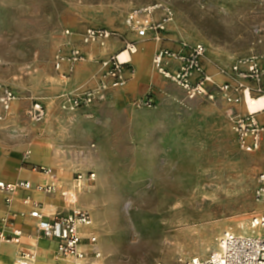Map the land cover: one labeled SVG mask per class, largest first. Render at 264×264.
<instances>
[{
    "label": "rangeland",
    "instance_id": "rangeland-1",
    "mask_svg": "<svg viewBox=\"0 0 264 264\" xmlns=\"http://www.w3.org/2000/svg\"><path fill=\"white\" fill-rule=\"evenodd\" d=\"M155 3L173 11L171 24L185 41L201 42L206 53L215 50L221 58L233 55L223 68L259 53L264 43V0H0V84L19 96L3 121L31 97L42 100L48 111L55 101L65 110L66 95L54 93L57 80H68L62 74L67 62L55 68L63 43L80 39L88 27L110 30L114 18ZM137 54L131 55L134 64ZM167 91L175 98L160 109L146 107L147 114L132 103L126 113L120 107L101 113L65 110L84 127L75 131L73 145L54 155L61 168L48 167L58 185H63L60 169L68 162L70 181L77 172L96 173L92 187L85 189L91 197L76 204L93 217L87 231L97 243L86 246L88 257L95 258L92 251H97L103 264H182L186 257L206 258L223 231L242 233L236 230L245 224L251 232L252 215L263 209L253 198L264 169L259 168L263 147L242 151L234 130V108L247 112L243 92L239 101L219 102L186 99L175 86ZM44 92L52 95L43 97ZM207 243L210 249L198 254Z\"/></svg>",
    "mask_w": 264,
    "mask_h": 264
},
{
    "label": "built area",
    "instance_id": "built-area-1",
    "mask_svg": "<svg viewBox=\"0 0 264 264\" xmlns=\"http://www.w3.org/2000/svg\"><path fill=\"white\" fill-rule=\"evenodd\" d=\"M157 13L160 15L156 16ZM173 11L162 4L155 3L134 7L127 15L126 22L129 29L138 37H150L162 42L163 33L173 22ZM72 30L67 29L66 34L71 35ZM112 32L105 27H88L81 35L83 44L103 43ZM138 50L134 40H127L124 46L117 53L109 55L101 60L102 73L95 85L80 87L73 93L63 98V108L69 111L84 112L93 101L102 97L104 92L110 88L123 87L129 76L134 72L131 55ZM126 52L128 58L120 59V54ZM206 53V46L201 42L184 41L177 50H170L160 46L153 56L152 62L156 71L168 80L170 84L180 89L186 99L204 98L216 100L221 95L225 100L232 101L228 97L230 84L228 81L217 83L214 76L205 71L202 60ZM86 54L76 44L70 43L69 48L63 50L56 56L55 68L59 70L65 61L68 68L62 74L69 77L73 71V64L86 60ZM220 74H232L239 78L236 88L250 94H264V54L253 53L239 58L229 68L221 67ZM246 80L255 82L251 87ZM260 96V95H259ZM15 91L4 84H0V120L12 110L13 104L18 100ZM241 98L236 97L235 101ZM133 107H154L156 101L153 93L132 102ZM262 112L243 113L234 121V130L238 147L244 152H254L262 147L264 137V123L257 115ZM47 114V106L38 99L29 98L26 115L30 122H42ZM32 170L42 174H52L54 181L45 184L34 185L29 180H18L6 182L0 180V193L14 194L19 190H31L34 186L39 192L54 194L57 191L65 198L69 209L67 211H56L49 214L41 212L40 206L30 196L25 198V203L31 205L30 217L36 221L38 233L45 239L55 241V253L59 257L74 256L81 259L88 254L89 250L82 246L93 247L97 243V237L87 230L92 226L93 217L86 208L76 204V196L68 189L57 184L56 176L51 168L34 165ZM75 180L82 182V187L91 188L96 180L95 172H77ZM253 198L263 208L256 212L250 219L252 234H238L231 230H225L218 238L217 248L208 257H186L182 264H264V169L260 171L256 179V186L253 191ZM1 221L8 224L10 231L0 230V239L13 243L18 247V256L13 264H36L37 252L27 249L22 245L23 230L16 226L8 216L1 217ZM93 254H97L94 250ZM54 264H69L66 262H55Z\"/></svg>",
    "mask_w": 264,
    "mask_h": 264
},
{
    "label": "crops",
    "instance_id": "crops-1",
    "mask_svg": "<svg viewBox=\"0 0 264 264\" xmlns=\"http://www.w3.org/2000/svg\"><path fill=\"white\" fill-rule=\"evenodd\" d=\"M158 15L160 13L156 14V16ZM108 27L112 35L103 43L83 44L80 39L76 38L63 43V50L69 48L70 43L76 44L86 54L87 58L73 64V71L66 82H60L56 79L54 93L58 96H64L73 93L80 87L95 85L103 70L101 60L121 50L125 41L134 40L137 43L138 54L136 64L132 62L133 74L129 76L123 87L110 88L105 91L103 96L93 101L86 111L101 113L120 107L123 108V113H126L124 111L126 107H130L129 105L133 101L149 92L153 93V98L156 101V105L153 107L155 109L163 107L168 99H174L175 97L167 91L169 86H174L154 69L152 59L160 46L177 50L185 41L183 32L176 25L171 24L163 33L164 39L162 42H157L150 37L141 38L127 26L125 14L114 18ZM79 29H82V27L79 26ZM258 50L259 53L264 54V43ZM234 59L233 55L221 58L215 50L208 49L202 60L203 68L214 76L217 83L229 82L228 97L232 98L240 96L241 90L235 87L239 82V78L232 74L222 75L219 69L222 64L228 65ZM64 68L67 69L68 64H65ZM246 83L251 87L256 85L255 82L249 80H246ZM41 95L47 98L52 94L44 92ZM216 100L222 102L225 99L219 95ZM27 106L28 101L22 100L16 106V110L12 115L0 122V180L6 182L29 180L34 185L45 184L54 181L52 176L35 172L32 170V166L41 165V162H45L61 168L59 164L61 160L56 159L54 155L69 147V145H73L75 131H79L84 125L78 119H74L71 113L62 110L58 101L50 102L46 118L39 123L29 121L25 112ZM145 108H143L144 111L140 112L141 114L149 113ZM261 111L257 117L264 123V109ZM242 112L240 107L234 108L233 116H240L243 114ZM262 147L264 154V137ZM84 150L87 153L89 152L88 147H85ZM50 155L53 160L47 161ZM65 165V168H67L71 165V162ZM262 167H264V155L259 165V168ZM65 168L62 169L66 170ZM61 181V184H63V180ZM63 185L60 186L63 187ZM27 196H30L40 206L41 212L44 214L69 209V204L59 191L54 194H46L39 192L34 186L31 190H19L14 194L0 193V230L6 233L10 231L8 224L1 221L2 216H8L16 226L23 230L22 245L37 252L39 260L36 261V264H54L57 261H65V258L56 256L55 241L45 239L38 233L36 221L29 215L32 207L24 201ZM84 247L86 249V246H82V248ZM17 256L18 247L13 243L0 239V264H9L12 260L11 264H13Z\"/></svg>",
    "mask_w": 264,
    "mask_h": 264
},
{
    "label": "bare ground",
    "instance_id": "bare-ground-1",
    "mask_svg": "<svg viewBox=\"0 0 264 264\" xmlns=\"http://www.w3.org/2000/svg\"><path fill=\"white\" fill-rule=\"evenodd\" d=\"M128 57V54L126 52L120 54V59L124 60ZM244 103L246 104V108L251 111V112H258L264 109V94L258 96V97H252L251 94L246 91L244 94ZM46 118V117H45ZM41 165L48 167L50 164L45 163V162H41ZM61 173L64 179L63 180V184L66 189H68L72 194H75L77 201L79 202V200L81 198H89L91 197V192L87 191L85 189H89V188H84L82 187V182L77 181V180H69V175L67 173L66 170L64 169H60ZM42 174V173H41ZM46 176H52V174H45ZM67 183V184H66ZM87 194V195H85ZM249 230L251 232H249L247 230V227H245V224H243L239 229H237L236 231H241L242 233H238V234H252L253 230L251 229L250 225L248 226ZM236 233V232H235ZM211 243H216L215 240L210 242ZM212 245H209V243H207L206 245L202 246L201 248H199L197 250V253L202 255L204 254L206 251H208L210 249ZM97 254L94 255L95 258H90L88 256L81 258V259H76L74 256H68V257H62L65 258V261L63 260V262L69 263V264H103L102 260L99 258L100 253L95 251ZM37 256V255H36ZM38 257V256H37ZM61 257V256H59ZM60 262V261H59Z\"/></svg>",
    "mask_w": 264,
    "mask_h": 264
}]
</instances>
